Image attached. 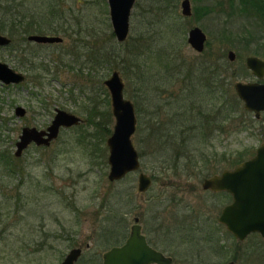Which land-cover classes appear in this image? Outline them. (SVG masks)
Instances as JSON below:
<instances>
[{"label":"rangeland","instance_id":"1","mask_svg":"<svg viewBox=\"0 0 264 264\" xmlns=\"http://www.w3.org/2000/svg\"><path fill=\"white\" fill-rule=\"evenodd\" d=\"M61 1L59 12L68 24L62 25L64 33L46 36L61 37L62 43L29 42L28 47L16 39L12 47H0V62L26 77L15 86L0 82V148L10 149L14 156L22 129L45 130L57 109L84 120L88 106L100 109L102 115L96 120L105 118L108 110L112 112L108 89L107 95L100 90L90 94L89 104L80 93L87 78L75 73L84 63L83 58L78 62V56L96 59L99 52L98 59L108 63L104 80L119 71L124 96L135 105L138 129L132 139L141 168L119 182L109 181L110 135L105 125H111L113 131V116L103 129L81 124L63 130L48 148L31 145L14 169L0 168V264H61L74 248H82L77 264H100L97 256L102 257L109 248L101 246L106 236L116 229H130L136 217L140 223L145 218L151 226L162 223L165 237L177 236L173 230L196 231L190 240L178 233L172 247L174 264L225 262L228 251L238 247L216 220L230 200L224 194L212 196L203 191V170L215 167L220 174L234 167L206 164L212 152H240L244 160L252 157L264 142V113L256 120L248 112L244 132H232L220 125L223 123L215 124L213 130L206 118L197 125L196 117L190 116L199 115L201 108L209 109V105L202 107L205 102L215 105L209 87L216 89L221 102L228 99L234 104V99L240 100L235 83L258 81L246 68V59H264L261 14L244 8L241 0H190L193 14L188 18L182 15L183 0H138L130 18L129 38L118 43L112 37L107 0ZM14 17V12L0 8V21ZM194 27L207 36L203 53L188 43ZM0 34L10 38L8 33ZM80 42L85 44L84 50L79 48ZM22 48L28 54L24 55ZM231 51L235 61L228 58ZM142 54L143 59H138ZM62 57L63 62L59 60ZM30 62L38 67L31 69V74L27 73ZM211 72L220 76L211 78ZM87 88L92 87L89 84ZM17 107L26 110L23 118L16 115ZM190 107L194 111L187 112ZM241 110L247 112L243 104ZM181 111L183 119H178L175 114ZM212 113L219 115L218 110ZM152 124L160 125L150 131ZM81 126L89 133L79 130ZM194 153L200 158L197 165ZM141 172L153 178L151 188L143 194L138 192ZM254 238L259 244L257 261L264 264V241ZM252 243L249 240L241 249L244 256Z\"/></svg>","mask_w":264,"mask_h":264},{"label":"water","instance_id":"2","mask_svg":"<svg viewBox=\"0 0 264 264\" xmlns=\"http://www.w3.org/2000/svg\"><path fill=\"white\" fill-rule=\"evenodd\" d=\"M138 0H107L113 34L119 43H124L130 34V18ZM182 15L191 17L190 0L181 3ZM28 41L37 44L62 43L63 38L46 35H30ZM12 40L0 34V47H8ZM188 43L197 53L206 48L207 36L199 27H194L188 34ZM230 61H235L234 52H229ZM246 67L259 80L264 79V59L250 56L246 59ZM24 74L16 72L7 64L0 62V82L5 86L18 85L25 81ZM111 98L112 114L115 119L113 132L107 139L109 148L108 164L110 182H119L127 175L138 172L141 168L139 152L133 143L137 130L135 105L124 96V82L119 71L104 81ZM235 90L244 104V109L254 113L260 119L264 113V82L235 83ZM16 115L23 118L26 110L16 108ZM82 118L62 109L56 110L52 122L45 130L35 127H24L16 143L14 156H22L32 144L48 148L57 140L62 130L79 126ZM153 179L141 172L138 177V192L146 193L152 186ZM204 190L214 192L226 191L233 196V202L222 211L220 222L225 225L236 238L244 240L251 233H259L264 238V142L256 154L244 161L234 170L206 178L202 184ZM132 234L122 247H115L104 254V264H171L172 259L161 253L152 251L140 233L139 218L134 219ZM82 250L72 249L61 264H76Z\"/></svg>","mask_w":264,"mask_h":264},{"label":"trees","instance_id":"3","mask_svg":"<svg viewBox=\"0 0 264 264\" xmlns=\"http://www.w3.org/2000/svg\"><path fill=\"white\" fill-rule=\"evenodd\" d=\"M240 2H241V5L244 6V8H246L247 10H249V11H251V9L253 11L256 10L258 12V14H261L262 20H264V2L263 3L261 2V4H256L250 0H241ZM62 3L63 2L61 0H57V1L56 0H0V8L1 7L7 8V11L14 12V16H15L14 19H12L11 21H6V20L0 21V24H1L0 32L1 33H8L10 35V38L12 37V39H13L12 43L9 47H12V45L17 40L21 44L28 45V47H29L28 36L32 35V34L58 35L60 33H64V30H62V25L65 27L68 24V22L65 21L63 19V17L61 16V14H63V13L59 12V7L62 5ZM21 9H22V11L20 13ZM56 14H57V21H56ZM56 23H60L61 26H57ZM80 35H81V32H80ZM112 37L114 38V34H112ZM14 38H15V40H14ZM85 38H87V37H85ZM95 44H96V42H95ZM78 45H79L80 49H83V50L85 49V47H84L85 44H83V42H80V44H78ZM88 45H89V43H88ZM23 49H25V48H22L23 54L24 55L28 54L27 53L28 51H24ZM99 55L100 54L98 52V58H100ZM142 57H143V54H142V56L140 55L138 57V59L141 60V59H143ZM262 57H264V56H262ZM79 58H83L84 63L81 65L79 70H76L75 73H77L78 76H81V78H84V77L87 78V81L84 83L87 85L90 84L92 87L89 89V88H87V85H85V86H82L80 89V93L84 95L85 99H87L88 103L90 104V103H92L91 98L89 96L90 94L93 95L96 91L100 90L105 95H107V92H106L107 89L104 86V81H105L104 79L106 77V75L104 74V71H105V68L108 66L107 65L108 63L106 61H104L102 59H98V58L89 59L87 54H85V57L84 56H78L76 58L78 60V62H79ZM59 60L61 62L64 61L63 57L60 58ZM26 62H28V61H26ZM20 63H21V61H20ZM21 64L25 65L23 61ZM29 65H31V68L30 69L28 68L27 73H30L29 71H31V69H33V68H35L34 70H36L38 68V67H33L34 65L32 62H30ZM104 66H106V67L104 68ZM40 67H41V65H40ZM43 68H45V66ZM86 68H87V73L85 70ZM44 70L47 72L49 71L48 68H45ZM213 76L219 77L220 74H216L214 72H211L210 77L213 78ZM81 78H79L78 80H81ZM209 88H210L211 94L213 96L211 98V102L215 103V105L213 103H212L213 105H211L210 102L203 103L202 107L209 105L208 106L209 109L207 107L201 108V110L198 111L199 115L194 116V114H191L190 118L193 119V117L194 118L196 117L195 121H196L197 125L201 124V121H205V118H206L208 126L212 125L213 130H215L214 129L215 124L223 123L220 125L228 128L232 132L233 131L244 132V128H243L244 127L243 126L244 118H245V115H248L249 113L245 112L244 110L239 111V106L242 105V102L240 100H238L237 98L234 99L235 100L234 104L231 103L230 100H228V99L222 100V102H221V96L218 94L216 89L214 87H209ZM237 103H238V106H237ZM87 106H85L86 110H87ZM194 106H196V105H194ZM210 106H213V107H210ZM193 109H195V108L190 107L189 109H186V111L187 112L188 111H194ZM208 110H211V111L209 112ZM216 110H218V112H219L218 116H217V113H215V114L212 113V112H216ZM137 111H138V109H137ZM194 113H196V112H194ZM98 114L102 115L98 106H96V105L94 107L88 106L87 119L84 120L83 126L91 125V126L95 127V129H98V128L103 129V127L105 128V126H106L105 130L108 132L107 134L111 135L112 134V130L110 129L111 125H109V124L105 125V122H107L108 120H109V122H111L112 116H113L112 112H109V110H108V112H105L104 113L105 118H103L102 120H99V119L96 120V116ZM212 114H214V116H212ZM175 116H177L178 119H183L184 113L181 111L179 114H175ZM186 119L188 120V117H186ZM182 121L183 120H180L178 122H182ZM254 122H256V120H253V123ZM234 123H235V125L233 126ZM102 125H105V126H102ZM158 125H160V124H157V126H154L152 124L150 131H152L153 127L154 128L158 127ZM226 125H228V126H226ZM188 128L189 127H186L183 129H185V131H186ZM78 129L81 131H84L82 129V126L79 127ZM137 129H138V126H137ZM141 129H142V126H141ZM180 129H181V127L178 128V130H180ZM157 131H159V130H157ZM84 132L89 133L88 129H86ZM192 158L194 160L195 165L200 163V158L198 159V156L195 153H194ZM211 158H213V159L210 160ZM20 160L21 159H18L15 156H12V152H10V149L0 148V168L1 169L12 170V169H14L15 163L18 164L17 162H19ZM243 161H245V160L243 159V156L240 152H236L234 155L233 154L230 155L227 152L222 153V154H219L218 152H212L210 154V158H209V160H207L206 164L209 162V164L223 163L226 166H236ZM203 171H204L206 177H210L212 175L217 174V168H215V167H205V169ZM203 171H202V173H203Z\"/></svg>","mask_w":264,"mask_h":264},{"label":"flooded vegetation","instance_id":"4","mask_svg":"<svg viewBox=\"0 0 264 264\" xmlns=\"http://www.w3.org/2000/svg\"><path fill=\"white\" fill-rule=\"evenodd\" d=\"M258 82H264V79L262 81H258ZM82 120L84 123L83 118H82ZM256 120H260V119H256ZM83 123H81V124H83ZM58 140H59V138L57 140L53 141L52 144ZM30 147H32V146H30ZM28 149L26 151H28ZM24 154L25 153H23L22 156L19 157L18 159H21L24 156ZM238 165H240V164H238ZM238 165L232 167V169L225 168L224 170H234L235 168L238 167ZM206 178H208V177H206ZM204 180H203V182H204ZM203 182H202V184H203ZM113 183H115V182H113ZM202 189H203V187H202ZM203 191L208 192V194L210 193V195H212V196L224 194V196H226V198H228V200H230V202L228 204L224 205V207L222 208L221 213H220V215L216 221L219 223V225H221V227L226 232V234L228 236H231L234 239V242L236 241V245L238 248L236 249V246H235L234 248L230 249V251H228V253L224 257L225 262L221 261L219 264H259L257 261L258 260L257 253L259 250V244L257 241H255L254 237H257L259 240H262V241H264V238L259 233H251L244 240H240V239L236 238L230 231H228L227 227L220 222V217L222 216V211L226 206L230 205L233 202V196L229 192H226V191L214 192L212 190H204V189H203ZM142 217H143V215H142ZM141 221H142V223H140V218H139V225L141 227L140 233L144 237L147 246H149V248L152 251H154L156 253H161L166 258L172 259L171 264H174V262H175L176 253L172 251V247L174 248L173 242H174L175 238L178 237V233H183L184 236H187L188 240L195 238V232L196 231H194V230H187V231L173 230L174 234H176L177 236L174 235V238H172V236L170 234H167L168 236L165 237L162 223H161V225L155 224L154 226H151L147 223L145 218L144 219L141 218ZM134 224H135V222H134ZM132 226L130 227V229L121 228V229L113 230L110 235L106 236V239L103 240V243H101V246L108 245V247H109L108 250L102 254V257L100 255H99V257L96 255L98 258V262L100 264H104V254L105 253H107L108 251H110L111 249H113L115 247H122L123 245H125L127 243V241L129 240V238L131 237V234H132ZM212 231H213V228L209 231H206V232H212ZM249 240H252L253 243L251 244L250 247H247L246 254L244 256L241 252V249L246 244V242H248ZM87 246L89 247V244H87ZM80 249L82 250V248H80ZM189 249L191 250L192 247H189ZM81 256H82V254H81ZM229 256H231V257H229ZM227 257H229V258H227ZM245 258H247V260ZM240 259L243 260L242 263H239ZM210 261H212V260H210ZM154 264H157V263H154Z\"/></svg>","mask_w":264,"mask_h":264}]
</instances>
